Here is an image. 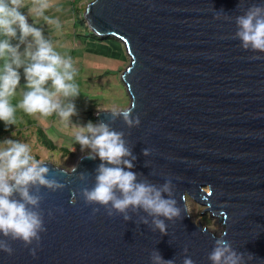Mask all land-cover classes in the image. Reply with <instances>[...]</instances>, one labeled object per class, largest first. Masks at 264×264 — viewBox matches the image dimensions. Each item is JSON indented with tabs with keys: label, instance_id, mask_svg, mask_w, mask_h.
<instances>
[{
	"label": "water",
	"instance_id": "95a60500",
	"mask_svg": "<svg viewBox=\"0 0 264 264\" xmlns=\"http://www.w3.org/2000/svg\"><path fill=\"white\" fill-rule=\"evenodd\" d=\"M254 4L264 0H93L86 6L89 31L121 43L130 58L121 80L140 124L129 127L113 111L95 118L123 133L138 180L160 186L172 178L183 219L166 221L162 235L140 222L143 211H129V221L109 217L80 195L95 185L98 157L82 156L75 171L45 162L46 178L65 187L30 186L43 196L47 231L40 247L33 257L21 241H10L13 254L0 251V264H151L154 250L175 264L185 255L211 264L208 254L224 232L246 261L252 255L247 264H264V53L244 50L232 38L235 17ZM187 197L217 219L219 235L191 221ZM93 207L100 211L93 214Z\"/></svg>",
	"mask_w": 264,
	"mask_h": 264
},
{
	"label": "clouds",
	"instance_id": "9594fccd",
	"mask_svg": "<svg viewBox=\"0 0 264 264\" xmlns=\"http://www.w3.org/2000/svg\"><path fill=\"white\" fill-rule=\"evenodd\" d=\"M26 6L25 0H0V121L5 125H15L17 109L28 116L47 118L56 114L67 121L74 114L75 106L71 103L62 105L61 97L80 94L79 86L75 83L77 70L70 56H62L43 38L41 30L28 23L27 17L20 11ZM52 7V0H31L29 14L59 27L58 21L45 15ZM235 23L237 31L232 38L240 40V47L264 53V4L250 6L242 15L235 17ZM17 30L21 40L31 36L37 48L34 52L28 50L25 53L30 60L24 68L29 90L13 104L20 83L17 69L22 65L18 49L10 43V39L17 36ZM49 81L51 90L45 87ZM135 106L132 103L128 108L113 109L112 116L123 117L129 127L139 126V117L132 115ZM122 137L123 133L110 130L103 123L93 125L91 122L76 134L75 139L81 150L85 147L91 149L87 158L98 157L101 161L96 169L95 185L90 189L83 188L80 195L86 205L103 207L109 217L121 215L125 221H129V211H143L146 215L140 222L148 224L153 232L158 230L162 235H167L166 221L183 219L181 208L174 198L172 178H166L160 186L138 180L137 174L130 170L136 157L125 146ZM143 154L149 155L150 150L144 149ZM72 170L75 171V166ZM47 172L48 169L40 166L32 155L28 144L11 139L0 143V236L3 237L0 238V251L12 255L14 249L10 241H21L24 247L29 248L30 254L36 256L41 233L47 229L40 207L43 196L39 194V188L35 192L30 191V186L43 185L53 192L65 187L55 179L46 178ZM14 194L18 198H14ZM209 195L212 193L209 192ZM58 211L62 212L63 209ZM92 211L95 214L100 207H93ZM201 231L206 230L202 228ZM226 235L227 232H224L222 238L215 239L213 249L208 254L211 264H247L253 259L248 254L246 261L245 254L236 251L224 238ZM33 244L35 247H30ZM150 260L151 264H175L173 260L163 259L157 250L151 253ZM182 264H195V261L185 255Z\"/></svg>",
	"mask_w": 264,
	"mask_h": 264
},
{
	"label": "rangeland",
	"instance_id": "374dc122",
	"mask_svg": "<svg viewBox=\"0 0 264 264\" xmlns=\"http://www.w3.org/2000/svg\"><path fill=\"white\" fill-rule=\"evenodd\" d=\"M92 1L52 0L53 7L46 11L45 15L58 21L60 26L57 27L55 23L49 24L43 18L30 15L31 0H25L27 6L20 11L27 17L28 23L41 30L43 38L62 56L72 58L77 70L75 83L79 86L80 94L76 97H61L62 105L71 103L75 106L74 114L67 121L61 120L56 114L47 118L39 115L28 116L17 109V123L10 128L7 136L0 137V143L11 139L28 144L32 155L40 164L47 162L66 171H71L80 158L89 155L91 151L88 147L81 150V146L75 139L80 129L85 128L89 122L98 125V121L95 123L89 117L95 118L97 113L103 111L128 108L130 103L125 85L121 80L130 63L124 46L113 40L93 41L81 37L89 31L88 28V30L84 28L87 27L84 12L86 6ZM10 43L18 49L22 61L21 67L17 69L20 83L13 100V104H16L22 99L24 92L29 90L26 86L24 68L30 60L25 53L28 50L34 52L37 45L31 36L21 40L19 30H17V36L10 39ZM45 87L51 90V81ZM38 129L43 131L56 150L50 151L40 143ZM62 148L68 149L69 154L63 153ZM186 205L193 223H200L211 233L219 235L222 230L221 224L208 212L202 215V212L206 210L204 206L198 205L188 197Z\"/></svg>",
	"mask_w": 264,
	"mask_h": 264
},
{
	"label": "trees",
	"instance_id": "16d2710c",
	"mask_svg": "<svg viewBox=\"0 0 264 264\" xmlns=\"http://www.w3.org/2000/svg\"><path fill=\"white\" fill-rule=\"evenodd\" d=\"M84 28L87 29V27L85 26ZM88 30V29H87ZM88 33H85L86 35H81L82 38L84 39H91L93 41H109L111 39L106 38V39H99L96 36H94L90 31H87ZM80 37V36H79ZM16 115H18V112H16ZM90 120H94V122L96 123L97 120H95V118H93L92 116L89 117ZM30 123V122H28ZM13 125H5L3 121H0V137H5L10 133V128ZM37 134L40 137V143L45 147L48 148V150L52 151V150H56V147L52 144V142L46 138L45 134L43 133L42 130L38 129L37 130ZM63 153H68L69 151L68 149L62 148Z\"/></svg>",
	"mask_w": 264,
	"mask_h": 264
},
{
	"label": "crops",
	"instance_id": "0c3cea01",
	"mask_svg": "<svg viewBox=\"0 0 264 264\" xmlns=\"http://www.w3.org/2000/svg\"><path fill=\"white\" fill-rule=\"evenodd\" d=\"M83 43V42H82Z\"/></svg>",
	"mask_w": 264,
	"mask_h": 264
}]
</instances>
